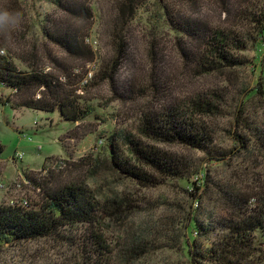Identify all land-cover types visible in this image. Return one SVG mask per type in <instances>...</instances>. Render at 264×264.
<instances>
[{
    "label": "rangeland",
    "instance_id": "rangeland-1",
    "mask_svg": "<svg viewBox=\"0 0 264 264\" xmlns=\"http://www.w3.org/2000/svg\"><path fill=\"white\" fill-rule=\"evenodd\" d=\"M56 1H79L90 18L77 22ZM119 8V0H0V16L18 17L11 27L0 23L18 69L36 63L50 71L49 57L61 56L40 33L39 23L44 26L46 20L49 29L63 28L61 23L80 28L95 54L83 70L77 60L63 59L89 82L76 94L93 113L76 123L58 112L3 105L12 92L0 85V205L27 202L22 208L32 209L44 196L39 180L44 191L74 180L83 182L101 206L95 230L80 225L66 231L63 240L2 245L0 264H209L191 261L188 249L198 256L210 247L221 232L231 192L251 193L252 198L264 187V149L254 141V130L264 128V0H145L128 21ZM190 20L246 38L245 50L233 52L241 64L203 68L199 61L205 44L191 30L185 35L195 27ZM103 71L114 74L115 89L109 81L99 82ZM200 96L219 106L215 116L195 117L210 134L203 150L140 137L142 115H160ZM121 133L170 155L182 165L181 176L164 178L154 187L120 176L106 141ZM238 137L248 140L246 148L236 142ZM117 146L126 157L125 146L120 141ZM196 225L211 227L209 234H196ZM95 232L111 254L108 262L109 254L97 255L90 238ZM263 237L254 232L264 257Z\"/></svg>",
    "mask_w": 264,
    "mask_h": 264
},
{
    "label": "trees",
    "instance_id": "trees-1",
    "mask_svg": "<svg viewBox=\"0 0 264 264\" xmlns=\"http://www.w3.org/2000/svg\"><path fill=\"white\" fill-rule=\"evenodd\" d=\"M142 1L145 0H119L121 18L131 20L133 10ZM55 4L63 14L77 22L81 23L82 19L90 18L88 7L79 1L68 4L56 1ZM129 8L132 11L127 15ZM189 22L195 24V27L186 29L185 35L189 36L191 30V34L197 35L203 45L205 44L204 55L199 61L203 68L224 70L241 64L238 57L234 58L233 52L238 54L245 50L246 38H235L227 32L209 29L208 25L197 20ZM39 24L41 35L62 51L61 56L49 57L50 71H46L48 65L38 66L36 63L26 65L27 70L22 71L14 64L13 54L0 34V85L12 92L3 105H15L40 112H58L65 121L73 123L82 121L93 113V107L82 103V98L76 93L89 82L85 81V75L79 73L75 66L64 63L63 59L77 60L82 63L83 66L80 67L82 70L93 62L95 54L86 42L88 35L82 33L80 28L65 23H61L64 25L63 28L56 29L48 28V20L44 21V26L43 21ZM121 52L123 50L119 49V57ZM117 63L118 60L112 61L113 71ZM98 80L109 81L110 86L115 89V77L111 72L103 71ZM163 112L166 113L162 114ZM163 112L160 115L149 113L142 115L139 135L144 141L203 150L211 140L210 134L205 133L203 127L197 124L195 117L215 116L219 113V106L200 96L190 99L187 104ZM254 132L256 135L254 141L264 149V128L258 127ZM235 140L241 148H246L248 140L240 137ZM119 141L125 146L128 158L117 146ZM144 141H138L135 137L122 133L107 138L106 145L111 164L120 176L140 187H154L164 178L181 176L182 165H178L170 155L147 145ZM95 162L97 166V160ZM30 181L32 182L31 179ZM40 181L37 186L44 192V196L42 194V201L32 209L0 205V247L42 238L63 240L66 231H72L80 225L96 229L101 206L83 182L68 181L51 192L44 191L43 182ZM259 192L258 197L254 196L258 201L254 209L247 207L251 193L247 196L230 193L227 198V214L222 218L221 232L210 240V247L205 252L198 253V256L193 250L188 249L191 261L196 263L201 259L209 264H263L264 257L254 243V232L261 231L264 227L263 186ZM195 227L197 231L195 233L198 235L202 233L208 235L211 229L203 225ZM90 238L96 246L97 255L109 254V258L105 259L108 262L111 254L100 235L95 232ZM81 264L93 263L83 260Z\"/></svg>",
    "mask_w": 264,
    "mask_h": 264
},
{
    "label": "built area",
    "instance_id": "built-area-1",
    "mask_svg": "<svg viewBox=\"0 0 264 264\" xmlns=\"http://www.w3.org/2000/svg\"><path fill=\"white\" fill-rule=\"evenodd\" d=\"M1 187H2V185L0 184V188ZM15 205H17V203H15V204L14 203H9V206H15ZM19 205H21L23 207V206H27L28 203L27 202H22V203H19ZM257 205H258V201H257L256 197H252L247 203V207L249 209H254V208H256ZM258 232L261 233L262 235H264V227H263V229L261 231H258ZM263 243H264V241H263ZM262 245L263 244H260V247H262Z\"/></svg>",
    "mask_w": 264,
    "mask_h": 264
},
{
    "label": "clouds",
    "instance_id": "clouds-1",
    "mask_svg": "<svg viewBox=\"0 0 264 264\" xmlns=\"http://www.w3.org/2000/svg\"><path fill=\"white\" fill-rule=\"evenodd\" d=\"M18 20L17 16H0V23H2L5 26L11 27L15 24V22Z\"/></svg>",
    "mask_w": 264,
    "mask_h": 264
}]
</instances>
